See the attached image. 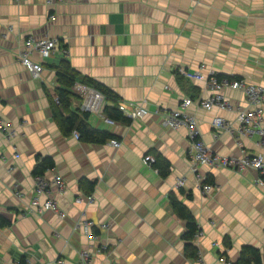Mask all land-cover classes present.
<instances>
[{"label":"crops","instance_id":"1","mask_svg":"<svg viewBox=\"0 0 264 264\" xmlns=\"http://www.w3.org/2000/svg\"><path fill=\"white\" fill-rule=\"evenodd\" d=\"M28 36L60 38L49 56L32 55L43 66L38 77L18 58ZM64 59L78 71L76 82L92 79L118 95L105 97L101 112H88V122L114 134L118 146L112 139L85 142L76 138V129H61L53 101L60 87L56 66ZM181 67L200 69L204 79L186 77ZM212 72L264 86V0H0V119L17 132L12 141L0 134V215L11 222L0 227V264L23 258L30 264H80L83 251L91 254L90 264H236L244 245L260 248L264 263L259 172L202 164L199 173L213 184L204 192L190 169L187 127H166L157 113L192 98L186 111L195 115L202 140L217 154L241 156L233 134L214 138L213 120L221 116L238 127L246 94L227 87L221 93L229 108L204 107L216 92L208 86ZM73 85L68 108L55 103L65 117L83 111ZM143 100L145 117L105 121V107ZM259 140L257 134L243 139L249 154L263 152ZM37 155L54 160L43 174L48 180L58 176L65 182L63 190L51 183L40 201L55 200L65 218L32 210ZM147 155L169 161V175L145 163ZM82 179L87 182L81 186ZM88 181L95 182L92 200H79ZM172 196L201 229L192 241L197 258L186 251L187 221L175 211ZM85 221L93 223L94 240Z\"/></svg>","mask_w":264,"mask_h":264},{"label":"built area","instance_id":"2","mask_svg":"<svg viewBox=\"0 0 264 264\" xmlns=\"http://www.w3.org/2000/svg\"><path fill=\"white\" fill-rule=\"evenodd\" d=\"M16 2H22L23 0H14ZM78 1V0H75ZM79 1H89V0H79ZM55 0H48V4L54 3ZM55 15L52 14L51 18ZM60 38L57 37H45L37 39L33 36H28L22 43L18 58L21 63L27 67V69L32 73L34 77L40 76L43 66L41 62L35 61L32 57L34 53H39L43 57H47L52 54L58 47ZM66 52V49L63 50ZM201 69L205 66H200ZM179 71L190 79L202 80L204 75L201 70H188L187 68H179ZM216 72H212L208 78V86L215 90L214 94H211L207 99L202 102V105L206 108L212 107L214 104H218L222 107H228L229 103L223 96L221 91L224 88L232 87L237 89H242L246 94L247 107H241L237 110V121L239 123L238 127L228 123L223 117L218 116L213 120V136L217 139L222 132H230L233 134L237 140L238 145L241 149V156H231V155H220L215 153L201 138V132L199 129L198 121L195 115L189 114L186 109L192 104L193 99L190 97H184L180 103L179 109L174 110H158L157 113L160 114L162 118V124L166 127L173 129L180 128L182 126L187 127L188 137L190 145L187 149V154L191 162L190 169L194 172L200 181L201 187L204 192H211L213 189V184L207 182V176H201L199 173V166L206 165L209 168H220L229 167L234 169H241L245 167L255 168L259 172V177L257 178V184L264 188V150L263 152L257 154H249L247 149L244 147L243 139L245 137H251L254 134L259 135L260 140L259 145L264 147V86L260 84L247 83L245 80L238 78H228L224 77L219 79L216 76ZM75 92L82 98V109L88 112H101L103 108V103L105 100V95L97 88L87 85L85 83L76 82L73 85ZM148 103L146 100L138 102H122L119 105L120 110L124 114L131 118H142L149 114ZM105 121L109 124H115L116 121L110 117H104ZM16 129L0 119V134L3 138L8 141H12L16 135ZM74 135L76 138H80L79 131L75 130ZM1 141V139H0ZM111 143L114 146L119 145L117 139H112ZM15 149V156L18 157L19 153L17 151V146L13 145ZM156 158L153 155H147L144 157L145 163L153 167V163ZM156 169V168H155ZM158 171V169H156ZM159 172V171H158ZM56 184L59 190H63L65 187V182L60 177H54L52 180H48L44 175L36 177V196L31 201V207L33 211L38 213H44L45 211H53L58 213L60 217L65 218L66 212L63 211L55 200H47L41 203L39 195L42 194L49 188L50 184ZM184 181L179 180L178 185L183 186ZM20 195V193L18 194ZM92 200V194H85L84 197L79 200ZM80 223H77V227ZM85 230L89 234L90 238L94 240L97 236L90 232V228L93 223L85 221ZM106 226V224H102ZM201 229L196 235H200ZM90 253L88 251L81 252V263L80 264H90ZM224 260V258H223ZM15 264H21L17 262ZM26 264H30L26 260ZM200 264H206L200 262Z\"/></svg>","mask_w":264,"mask_h":264},{"label":"trees","instance_id":"3","mask_svg":"<svg viewBox=\"0 0 264 264\" xmlns=\"http://www.w3.org/2000/svg\"><path fill=\"white\" fill-rule=\"evenodd\" d=\"M58 80L60 82V87L57 90L58 96L55 98V102L53 101V113L58 119V123L61 129L65 133H69L74 131L75 129L80 133V139L89 143H105L111 139H116L115 135L110 131L99 129L93 127L88 122L89 113L88 111H82L80 114L72 112L67 117L63 115L61 110L57 107L58 105H62L65 108H68L70 103V97L73 93L71 90V86L76 83L78 77V71L73 68L70 61L67 59L62 60V62L56 66ZM219 79L224 77L233 78L231 76H226L222 74H216ZM238 78V77H235ZM240 79V78H238ZM81 83H85L87 85L93 86L104 93L105 97H113L118 98V95L105 87L104 85L92 80L87 79L85 81H80ZM198 93V91H197ZM57 101V102H56ZM57 103V104H55ZM103 116L110 117L114 119L116 122L130 123L132 121L131 117H128L124 114L122 110H120L119 106H107L103 110ZM156 160L153 163V167L158 169L159 173L163 176H167L170 173V163L165 158L155 157ZM54 166V160L49 155H37V164L33 168V174L37 176H41L48 169ZM85 179H82L81 186L86 183ZM207 182L210 180L206 179ZM211 183V182H210ZM95 188V182L88 181V186L85 188L87 191V195L91 194ZM172 204L179 216L184 218L187 221V231L184 234V238L187 240L186 251L189 255L197 258L198 257V248L195 246L192 241L196 237L199 232V225L194 218L192 212L189 208L172 196ZM10 220L6 219L4 216L0 215V227H5L10 224ZM224 244L226 247H231L232 241L230 237H226ZM21 264H26V259L23 258ZM236 264H264L262 253L260 248L255 245H244L241 249L239 259Z\"/></svg>","mask_w":264,"mask_h":264},{"label":"bare ground","instance_id":"4","mask_svg":"<svg viewBox=\"0 0 264 264\" xmlns=\"http://www.w3.org/2000/svg\"><path fill=\"white\" fill-rule=\"evenodd\" d=\"M155 157V156H154ZM196 239V237L193 239V240H195Z\"/></svg>","mask_w":264,"mask_h":264}]
</instances>
